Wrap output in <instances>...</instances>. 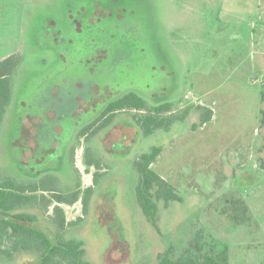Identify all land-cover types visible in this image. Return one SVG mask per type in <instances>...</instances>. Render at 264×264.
<instances>
[{
    "label": "rangeland",
    "instance_id": "rangeland-1",
    "mask_svg": "<svg viewBox=\"0 0 264 264\" xmlns=\"http://www.w3.org/2000/svg\"><path fill=\"white\" fill-rule=\"evenodd\" d=\"M13 54L22 55L16 103L32 113L48 105L57 117L44 121L45 144L25 166L19 111L7 116L0 178L28 182L32 171H50L70 198L80 178L68 146L85 137L81 162L99 160L101 169L64 237L83 243L90 264H158L194 241L203 254L225 252L229 264H264V0H0V60ZM129 94L149 107L171 103L164 116L176 120L150 136L118 128L148 111H117L106 124V105ZM36 123H24L23 145L32 147ZM155 147L162 152L152 168L181 199L159 203L157 225L138 203L136 168ZM16 212L58 231L54 212L39 205ZM39 259L20 250L0 264Z\"/></svg>",
    "mask_w": 264,
    "mask_h": 264
},
{
    "label": "trees",
    "instance_id": "trees-1",
    "mask_svg": "<svg viewBox=\"0 0 264 264\" xmlns=\"http://www.w3.org/2000/svg\"><path fill=\"white\" fill-rule=\"evenodd\" d=\"M20 64L19 54L0 61V135L12 100V76ZM171 107V103L149 107L142 97L129 94L109 102L101 118H105L107 124L112 121V116L117 111L125 109L148 111L145 115L135 117L134 124L145 136H150L157 130L168 128L176 120L164 116L165 113L171 112ZM209 114L213 115L212 111ZM210 115L202 120L203 124L211 120ZM97 122L95 121L93 125ZM262 122L264 123V118ZM161 152V148L155 147L151 153L142 155L136 162L140 174L137 189L138 203L153 225H157L158 222L160 202L168 206L171 202L181 200L176 188L152 168ZM86 164L101 169L99 160H88ZM94 180L97 183V175L94 176ZM56 185V179L52 177H47L39 183H22L14 178L6 180L0 178V257L10 258L14 252L34 250L40 254L37 264H90L85 259L86 251L83 243L65 239L67 223L65 213L60 207L54 208V222L58 226L55 234L38 228L35 216L16 212L22 207L38 205L48 209L53 202L52 199L60 204H74L78 200L79 191L74 192L69 198L59 193ZM39 191L49 193L52 199L43 193L38 195ZM86 192L92 193L93 188ZM83 201L85 202V199ZM158 264H229V258L225 252L219 255L203 254L202 247L194 241L179 258H174L171 251L160 255Z\"/></svg>",
    "mask_w": 264,
    "mask_h": 264
},
{
    "label": "crops",
    "instance_id": "crops-1",
    "mask_svg": "<svg viewBox=\"0 0 264 264\" xmlns=\"http://www.w3.org/2000/svg\"><path fill=\"white\" fill-rule=\"evenodd\" d=\"M261 30H263V28ZM19 55H20V57L22 59V55L21 54H19ZM5 58H7V57H5ZM5 58H3V59H5ZM19 68H20V66H19ZM14 89L15 88L13 87V82H12V100H11L10 106L7 109V113H6L4 121L6 120V118H7V116L9 114H12L14 111H19V122H20V125H21V129H20V132H19V154H20V157H21L20 158V164L28 166L30 164V160L35 158L36 153L41 149L43 144H45V142L43 140H41L43 130L46 128L44 126V124H45L44 121L46 119H48V118H55L56 119L57 113L55 112V110L53 111V109L48 108V105L44 106L45 111L42 112V113L41 112H37V113L25 112L24 109L28 107L27 103L26 102H21V101L16 103ZM77 100H78L80 106H82V108L84 106H87V104H88V100L87 99H82V97H79ZM63 101H64L63 98H59L58 102L59 103H63ZM96 107H97V105H96ZM82 111H79V112H82ZM83 113H85V112H83ZM33 120L35 122H37L36 123V131H35L33 142L31 144L32 147H29V145H23L22 144V141H23L22 139H24V137H23V135H24L23 129L25 128V124H24L25 122L33 121ZM119 126L120 127H118V128H122V130H133L134 134H136V132H137L136 131L137 127L135 126V124H133V126H131V127L130 126L123 127L121 125H119ZM57 128H60L61 131L57 130ZM113 129H114V127H112L109 131H112ZM63 132H64V130L61 127H59V126L56 127V130H55V134L56 135H61ZM1 134H2V129H1ZM84 138L85 137H80V139L78 140L79 142L76 141L75 144H70L68 146L69 154H70V157H71V162L73 161V156H75L76 160H75L74 163H72V165L75 168V170L79 173V178H80L79 179L80 180L79 184H78V186H77V188L75 189L74 192L79 191L80 195H82L83 191L88 190L90 188L94 189V187H95L94 186V179H93V168L94 167H90L86 163H85V165H83L82 162H81L82 155L86 151L85 143L82 144ZM0 141H1V135H0ZM57 144H58L57 141L53 140L49 144L50 146H48V147L49 148L53 147L55 149ZM35 161H36L35 163L40 162V159L35 160ZM27 176L31 177V179H30L31 181L26 182V180L23 177H21V178L19 177V182H22V183H39L41 180H43V179H45L47 177L55 178L51 174L50 171H43V172H33L32 171V173L31 174H27ZM56 184H57L56 185L57 191H60L59 190L58 179H56ZM51 185H53V184H51ZM42 193L44 195H46L48 198L52 199L49 196V193H46V192L39 191L38 195H40ZM80 195H79L78 200L74 204H66V203L60 204V203H58V202H56L55 200L52 199L53 202H52L51 206H49L48 209H45V208L44 209L47 210V215L48 216H52V218H53L54 208L56 206L60 207L65 213L66 223H69L70 221H74L77 218H81L82 215H83V210H82V206H81L83 198L80 197Z\"/></svg>",
    "mask_w": 264,
    "mask_h": 264
},
{
    "label": "flooded vegetation",
    "instance_id": "flooded-vegetation-1",
    "mask_svg": "<svg viewBox=\"0 0 264 264\" xmlns=\"http://www.w3.org/2000/svg\"><path fill=\"white\" fill-rule=\"evenodd\" d=\"M78 33H82V23L77 25Z\"/></svg>",
    "mask_w": 264,
    "mask_h": 264
}]
</instances>
